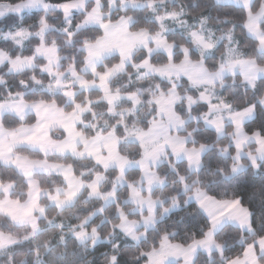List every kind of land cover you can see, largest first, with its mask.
I'll use <instances>...</instances> for the list:
<instances>
[{"label":"snow or ice","instance_id":"6c2138e0","mask_svg":"<svg viewBox=\"0 0 264 264\" xmlns=\"http://www.w3.org/2000/svg\"><path fill=\"white\" fill-rule=\"evenodd\" d=\"M97 256L264 264V0H0V264Z\"/></svg>","mask_w":264,"mask_h":264},{"label":"trees","instance_id":"16d2710c","mask_svg":"<svg viewBox=\"0 0 264 264\" xmlns=\"http://www.w3.org/2000/svg\"><path fill=\"white\" fill-rule=\"evenodd\" d=\"M189 6H191V5H189ZM216 162H220V161L218 159H216ZM210 163H211V161H210ZM253 203H254L255 207H259V205L255 204V202H253ZM129 254H131V250H129ZM102 259H103V257L97 256L96 257V264H99V261ZM128 264H135V262L132 260H128Z\"/></svg>","mask_w":264,"mask_h":264}]
</instances>
